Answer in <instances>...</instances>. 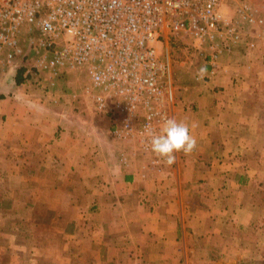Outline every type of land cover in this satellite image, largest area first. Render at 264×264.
I'll return each instance as SVG.
<instances>
[{
    "label": "crops",
    "instance_id": "0c3cea01",
    "mask_svg": "<svg viewBox=\"0 0 264 264\" xmlns=\"http://www.w3.org/2000/svg\"><path fill=\"white\" fill-rule=\"evenodd\" d=\"M248 1L214 65L172 73L197 146L171 166L114 136L71 71L52 87L1 71L0 264H264V1Z\"/></svg>",
    "mask_w": 264,
    "mask_h": 264
},
{
    "label": "built area",
    "instance_id": "2783aa9c",
    "mask_svg": "<svg viewBox=\"0 0 264 264\" xmlns=\"http://www.w3.org/2000/svg\"><path fill=\"white\" fill-rule=\"evenodd\" d=\"M234 14L251 17L249 1L0 0V73L10 67L52 87L61 73L84 69L112 134L149 149L146 128L158 132L171 118L168 45L183 40L195 62L214 65L241 38Z\"/></svg>",
    "mask_w": 264,
    "mask_h": 264
},
{
    "label": "clouds",
    "instance_id": "9594fccd",
    "mask_svg": "<svg viewBox=\"0 0 264 264\" xmlns=\"http://www.w3.org/2000/svg\"><path fill=\"white\" fill-rule=\"evenodd\" d=\"M206 71V67L199 70L201 75ZM146 133L150 151L169 166L175 163V153L182 151L188 155L197 146V140L191 134L189 125L183 121H177L175 118L164 119L158 132L148 127Z\"/></svg>",
    "mask_w": 264,
    "mask_h": 264
},
{
    "label": "rangeland",
    "instance_id": "374dc122",
    "mask_svg": "<svg viewBox=\"0 0 264 264\" xmlns=\"http://www.w3.org/2000/svg\"><path fill=\"white\" fill-rule=\"evenodd\" d=\"M169 55L172 58V70H182L185 65L196 64L193 59V49L188 46L183 40H174L168 45ZM191 59L193 61L191 62ZM178 71H176L177 73ZM74 77L84 84H88V77L84 69L79 68L71 71Z\"/></svg>",
    "mask_w": 264,
    "mask_h": 264
},
{
    "label": "trees",
    "instance_id": "16d2710c",
    "mask_svg": "<svg viewBox=\"0 0 264 264\" xmlns=\"http://www.w3.org/2000/svg\"><path fill=\"white\" fill-rule=\"evenodd\" d=\"M18 73H20V74H18ZM18 73H17V76L19 75V77H20V75H21V72H20V71H18Z\"/></svg>",
    "mask_w": 264,
    "mask_h": 264
}]
</instances>
